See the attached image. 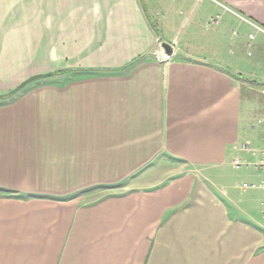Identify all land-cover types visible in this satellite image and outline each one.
I'll list each match as a JSON object with an SVG mask.
<instances>
[{"label":"crops","instance_id":"obj_1","mask_svg":"<svg viewBox=\"0 0 264 264\" xmlns=\"http://www.w3.org/2000/svg\"><path fill=\"white\" fill-rule=\"evenodd\" d=\"M255 27L264 0H0V264H264Z\"/></svg>","mask_w":264,"mask_h":264},{"label":"rangeland","instance_id":"obj_2","mask_svg":"<svg viewBox=\"0 0 264 264\" xmlns=\"http://www.w3.org/2000/svg\"><path fill=\"white\" fill-rule=\"evenodd\" d=\"M166 56H165V59H166ZM32 80L33 81L42 80V77H34L28 81H32ZM18 91H15V92H18ZM246 140H247V143L250 145V147L253 148V150L255 151L264 150V102L262 103L260 102L258 106L255 105L253 107L251 123L249 125V132H248V136L246 137ZM118 188L120 187L119 186H96V187H90L88 189H83L78 194H82L83 202H89L92 200H96L100 197H103L107 194L117 192L120 190Z\"/></svg>","mask_w":264,"mask_h":264},{"label":"built area","instance_id":"obj_3","mask_svg":"<svg viewBox=\"0 0 264 264\" xmlns=\"http://www.w3.org/2000/svg\"><path fill=\"white\" fill-rule=\"evenodd\" d=\"M258 31H260L261 33L264 34V29L261 28V27H255ZM248 40L252 41L254 40L255 38V34L254 33H250L248 34L247 36ZM169 57L166 56V60L168 59ZM241 150L242 151H246L248 150L247 147L245 145H242L241 147ZM252 154L256 156V162L254 163V167L263 171L264 172V150H261V151H252ZM246 165V163L241 160V159H234L232 161V166L233 167H240V166H244ZM242 188L243 189H257V188H262L264 189V181H260L259 183H247V182H244L242 184ZM262 218L264 219V214L262 216Z\"/></svg>","mask_w":264,"mask_h":264},{"label":"water","instance_id":"obj_4","mask_svg":"<svg viewBox=\"0 0 264 264\" xmlns=\"http://www.w3.org/2000/svg\"><path fill=\"white\" fill-rule=\"evenodd\" d=\"M165 47H168V45H164Z\"/></svg>","mask_w":264,"mask_h":264}]
</instances>
